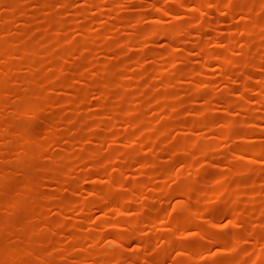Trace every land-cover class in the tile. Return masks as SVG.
Returning a JSON list of instances; mask_svg holds the SVG:
<instances>
[{
  "label": "rangeland",
  "instance_id": "rangeland-1",
  "mask_svg": "<svg viewBox=\"0 0 264 264\" xmlns=\"http://www.w3.org/2000/svg\"><path fill=\"white\" fill-rule=\"evenodd\" d=\"M0 264H264V0H0Z\"/></svg>",
  "mask_w": 264,
  "mask_h": 264
}]
</instances>
